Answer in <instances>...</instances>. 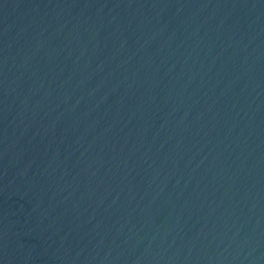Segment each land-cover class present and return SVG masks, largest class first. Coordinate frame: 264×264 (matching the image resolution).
I'll list each match as a JSON object with an SVG mask.
<instances>
[{"label": "water", "instance_id": "obj_1", "mask_svg": "<svg viewBox=\"0 0 264 264\" xmlns=\"http://www.w3.org/2000/svg\"><path fill=\"white\" fill-rule=\"evenodd\" d=\"M0 264H264V0H0Z\"/></svg>", "mask_w": 264, "mask_h": 264}]
</instances>
